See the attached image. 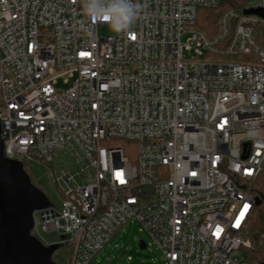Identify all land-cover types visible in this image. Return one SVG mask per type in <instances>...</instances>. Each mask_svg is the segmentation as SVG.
<instances>
[{
	"label": "built area",
	"instance_id": "1",
	"mask_svg": "<svg viewBox=\"0 0 264 264\" xmlns=\"http://www.w3.org/2000/svg\"><path fill=\"white\" fill-rule=\"evenodd\" d=\"M134 2L130 32L101 36L109 23L87 17L82 0H0L3 153L43 168L60 196L33 213L30 233L70 247L66 264H91L130 224L160 264H248L240 250L264 166V15L226 10L209 34L197 10L219 0Z\"/></svg>",
	"mask_w": 264,
	"mask_h": 264
},
{
	"label": "water",
	"instance_id": "2",
	"mask_svg": "<svg viewBox=\"0 0 264 264\" xmlns=\"http://www.w3.org/2000/svg\"><path fill=\"white\" fill-rule=\"evenodd\" d=\"M242 13L262 17L264 10L250 7ZM262 201L264 196L254 198L255 205ZM49 206L51 201L33 184L22 163L5 157L0 137V264H57L52 255L61 245L44 246L30 233L33 213ZM139 246L144 248L143 241Z\"/></svg>",
	"mask_w": 264,
	"mask_h": 264
},
{
	"label": "rangeland",
	"instance_id": "3",
	"mask_svg": "<svg viewBox=\"0 0 264 264\" xmlns=\"http://www.w3.org/2000/svg\"><path fill=\"white\" fill-rule=\"evenodd\" d=\"M256 0H246V4L254 5ZM218 20V19H217ZM217 20L214 24L211 34L217 31ZM205 30V29H204ZM206 31V30H205ZM98 33L101 36H114V33L109 25H101L98 28ZM236 59H242L239 56L235 57ZM66 84L59 80L57 82V88L65 87ZM118 145L122 147L125 153L131 157L134 156V143L128 141H119ZM73 158L65 159V166L69 165V162ZM80 163L77 168H84V161L80 159ZM25 170L29 174L31 181L35 186L41 189L46 196L55 203H58L60 196L54 183L52 182L51 177L47 172L38 166L30 167L25 165ZM143 240L147 246L140 248L139 241ZM150 242L149 237L145 232L138 231V226L130 224L125 226L123 229L118 231L110 241L102 248L93 258L91 264H160L161 255L160 252L155 248L153 244H148ZM251 246V245H250ZM250 248V247H249ZM248 248V249H249ZM241 249L240 254L245 258L248 257L247 250ZM70 256V247L67 245L60 246L52 255L53 259L58 264H66L67 259ZM130 256V260L127 258Z\"/></svg>",
	"mask_w": 264,
	"mask_h": 264
},
{
	"label": "trees",
	"instance_id": "4",
	"mask_svg": "<svg viewBox=\"0 0 264 264\" xmlns=\"http://www.w3.org/2000/svg\"><path fill=\"white\" fill-rule=\"evenodd\" d=\"M246 5V0H219L216 8H198L196 24L211 34L210 31L223 12L229 9L241 12ZM256 29L258 32L257 40L261 44L264 40V25L257 24ZM239 57L244 60H256L252 55H240ZM253 192L255 197L264 196V166L254 183ZM248 237L251 241L250 248H247L248 264H258L264 259V201L255 205Z\"/></svg>",
	"mask_w": 264,
	"mask_h": 264
},
{
	"label": "clouds",
	"instance_id": "5",
	"mask_svg": "<svg viewBox=\"0 0 264 264\" xmlns=\"http://www.w3.org/2000/svg\"><path fill=\"white\" fill-rule=\"evenodd\" d=\"M82 5L87 17L107 21L110 29L118 35L130 32L143 7L134 0H82Z\"/></svg>",
	"mask_w": 264,
	"mask_h": 264
},
{
	"label": "snow or ice",
	"instance_id": "6",
	"mask_svg": "<svg viewBox=\"0 0 264 264\" xmlns=\"http://www.w3.org/2000/svg\"><path fill=\"white\" fill-rule=\"evenodd\" d=\"M105 19H107V18H105ZM82 55H85V53H82Z\"/></svg>",
	"mask_w": 264,
	"mask_h": 264
}]
</instances>
